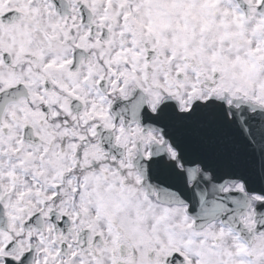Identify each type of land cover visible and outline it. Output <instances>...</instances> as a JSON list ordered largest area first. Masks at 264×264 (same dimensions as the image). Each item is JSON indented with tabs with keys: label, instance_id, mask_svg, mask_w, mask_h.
<instances>
[{
	"label": "snow or ice",
	"instance_id": "6c2138e0",
	"mask_svg": "<svg viewBox=\"0 0 264 264\" xmlns=\"http://www.w3.org/2000/svg\"><path fill=\"white\" fill-rule=\"evenodd\" d=\"M0 264H264V0H0Z\"/></svg>",
	"mask_w": 264,
	"mask_h": 264
}]
</instances>
